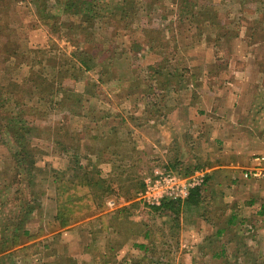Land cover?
<instances>
[{
  "label": "rangeland",
  "instance_id": "rangeland-1",
  "mask_svg": "<svg viewBox=\"0 0 264 264\" xmlns=\"http://www.w3.org/2000/svg\"><path fill=\"white\" fill-rule=\"evenodd\" d=\"M61 1L0 0V88L9 80L18 83L15 96L0 89V106L7 105V113L0 109V119L7 123L10 106H15V112L34 122L36 130L25 137L38 170L32 186L20 182L11 156L20 146L0 123L5 132L0 136V237L11 216L18 218L22 203L37 201L39 211L25 222L37 245L17 256L26 258L19 264H58L56 252H61L63 241L59 233L65 228L54 220L56 197L64 190L72 193L70 179L81 169L79 179L88 186L75 191L78 218L68 227L81 225L89 237L74 236L75 243L87 239L101 251L108 245L107 253L115 257L107 259L116 264H221L212 257L221 245L233 261L235 249L243 248L241 241L246 240L241 239L240 225L231 224L230 230L207 236L192 249L180 247V228L183 241H191L189 227L199 226L198 220L185 217V209L181 220H175L162 209L144 205L135 191L154 169L178 165L179 157L188 167L199 168L229 161L236 168L223 169L213 179L224 181L221 194L239 197L241 207L230 206L231 214L236 212L232 208L240 211V218L248 212L237 171L257 153L264 154V0H133L127 9L134 7V16L125 22L118 15L92 19L93 43L80 46L73 43L78 18L62 13ZM183 5L190 10L178 16ZM200 7L216 11L214 19L208 22L196 12ZM82 54L85 67L76 58ZM29 67L34 74L61 82L63 91L49 97V104L36 94L29 101L23 81ZM48 90L43 87L41 92ZM33 92L39 91L33 87ZM241 102L257 122L248 129L253 122L243 120L247 131L242 136ZM24 104L32 105L29 117L24 116ZM184 164L178 167L184 169ZM256 189L262 195L260 184ZM89 197L95 198L93 205ZM201 208L206 217L209 206ZM227 211L220 203L214 207L213 220L220 227ZM246 220L252 224V218ZM140 244L147 249H139ZM237 255L241 263L243 257Z\"/></svg>",
  "mask_w": 264,
  "mask_h": 264
},
{
  "label": "trees",
  "instance_id": "trees-1",
  "mask_svg": "<svg viewBox=\"0 0 264 264\" xmlns=\"http://www.w3.org/2000/svg\"><path fill=\"white\" fill-rule=\"evenodd\" d=\"M132 2L134 3L133 0H120L116 3H111V2L102 3V2H93V1H88V0H62L61 1L62 13L78 18V24H75V27H73L74 33L78 35H75L73 37V43L78 42L77 43L78 46L83 45L84 43H89V42L93 43L90 38L92 34L91 28L94 26L93 24L94 22L92 21V19L95 20L96 18H99V16L115 17L116 15H118V18L119 19L121 18L120 21L125 22L127 17H131L130 14L134 16L136 13V9L130 6H129V9H127L128 7L127 5ZM184 9H187V12H184ZM189 10L190 9H188L187 7H184V5L181 6L178 11V16H182L185 13H188ZM198 11L199 12L201 11L200 14L205 15L208 22L212 21L215 17V14L217 13L214 10L211 11V10L201 9V7L199 10H196V12ZM104 13L106 16L104 15ZM190 13H191L190 16L192 17V11H190ZM47 15L48 13L47 14L43 13V17H54V16H50V15L47 16ZM80 18L81 20H79ZM68 31H71L70 27ZM106 46H107L106 50L111 49L110 45H106ZM105 53L106 54L102 55L103 57L107 55L106 51ZM73 54L74 56L76 55L75 52H73ZM83 56L84 54L79 55L76 58H77V61L81 63V66L85 67L86 60L84 59ZM92 60H93L92 58L88 59V61H92ZM100 61H102V59H100ZM72 66H75V64H73ZM31 70H32L31 67H29L28 76L25 77V79L23 80V81H26L27 83L29 101L30 100L33 101V98H35L36 95H39L36 97L37 99L46 100V102H48L49 104V99H48L49 97L56 96L57 93L63 91L61 82L56 83L54 80H58V79H48L47 77L42 76L40 73L39 74L32 73ZM77 70H80V64L77 67ZM61 75L62 73L61 71H59V76ZM17 84L18 83L15 80H9L7 82V86L5 88L1 87L0 89H3V90L6 89V92L8 94L15 96L17 93L14 90ZM43 84H46L47 86H43ZM53 84L55 88L52 86ZM33 87H35L39 92L34 93ZM43 87H46L47 89H49L48 91H46L48 92L47 95L49 94L47 97L44 96L46 92H41ZM1 102L3 101L1 100L0 103ZM3 104L4 105L0 106V109L2 110V112H5L6 111L5 107H7V105H5V102ZM23 106H26L25 111H27L25 112L24 116L29 117L30 112L28 110L31 109L32 105L24 104ZM14 109H15V106L14 107L10 106V110L12 114H11V117H9V121L3 124L0 119V123L3 124V127L9 128V133L11 132L12 134V137L14 139V144L17 143V146H20L19 150L11 153L12 160L15 164L14 170H15L16 175L21 178L20 179L21 183L22 181H24L28 186H32L34 183L33 180L38 170H36V167L34 166L35 163H34L32 148L30 147L29 138L25 137V134L31 130H36V127L34 126V122L32 120H29V118L22 117V114H20L19 112H15ZM13 112H15L14 113L16 114L15 116H13L14 115ZM21 112H22V109H21ZM2 133H5V132H3L0 129V136H2ZM178 165L174 163V164H171L170 167H166V168H171L172 170L182 175H188L195 169L199 168L198 165H192L191 167H184V169H180ZM77 170H78L77 173L73 174L72 179H70L72 181V187L71 188L67 187V189L70 188L69 191H71L72 193L68 195L67 193H65L66 191L64 190L62 195H58L56 197L57 211L54 215V220L55 222H58V227L60 228L68 227L72 220L74 221L75 219L78 218V214L75 213V208H77V204L79 200L75 199V195H74L75 191L77 189L78 190L81 189L82 187L87 190L88 184H86V181L83 182L82 179H79V173H80L79 170L81 169H77ZM136 187L137 189L135 192L137 193L138 191L142 189L143 184L139 182L136 185ZM203 190H206V188L203 187V188H197V189L191 190L188 196L185 198L184 203L191 204V205H198V202H199L198 198L200 197L201 195L200 193H202ZM94 199H95L94 197H92V199L91 197H89L88 201L93 205ZM35 202L36 204L34 205H32L30 201H26V203L24 204L22 203V205L19 208H17L19 210L18 218L14 216L15 214L12 215L11 220H10L11 222H9L8 225H5L3 227V236L0 237V252H3L4 250H7L11 247H16V246L23 244L21 242L22 239L35 240L25 225V222L30 218L31 214L33 212L39 211L40 209V203L37 201ZM181 206H182V203L180 200H174V201L168 200V201H163L160 206L153 207V208L156 210L162 209L165 212L170 213V215H172V217L175 220H179V213L181 211ZM91 210L93 211L94 209L92 208ZM260 211L262 214H264V203L261 205ZM14 218H16L15 221L13 220ZM145 236L147 237L148 235H145ZM219 236H220V233L217 234V237ZM35 245H37L36 241L31 243L30 245L20 247L14 250L12 253H14L16 257L19 256L20 253L27 255L26 251L28 250V248L29 249L33 248ZM44 246L47 247L48 245L45 243ZM136 246H138L139 249H147L144 244H140ZM235 250L237 254H241V256L243 257V259L241 260V263L238 260L239 257L237 254H234L235 259L233 261L229 260L227 256V248L224 245H221L219 250L213 251L212 257L219 259L221 264H259L255 262L254 258L251 257L252 255L254 256L253 250L248 249V248H240V247H237ZM98 254L99 253L97 250H93V251L91 250L90 257L93 259L90 263L87 262L86 264H95L94 258L98 257ZM15 256L13 257L16 258ZM9 259H10V255H9ZM15 264H17V262H15ZM134 264H138V261L135 262Z\"/></svg>",
  "mask_w": 264,
  "mask_h": 264
},
{
  "label": "crops",
  "instance_id": "crops-1",
  "mask_svg": "<svg viewBox=\"0 0 264 264\" xmlns=\"http://www.w3.org/2000/svg\"><path fill=\"white\" fill-rule=\"evenodd\" d=\"M245 105H246L245 103L241 102V136L243 134H246V132H244V131H247L245 125H243V120L244 121L248 120L250 123L253 122L252 124L247 125L248 129H250L251 126L257 127V122L254 123L255 120L254 119L251 120L250 117L252 116V114H251L249 109L245 108ZM247 105H250V104H247ZM248 108H249V106H248ZM253 117H256V115H253ZM188 122H190V121L188 120ZM198 129H196V131ZM251 129H252V127H251ZM256 129L257 128L254 129V134L252 132L253 135L251 137L253 139H254V136L257 138V136L255 134ZM197 136H198V134H197ZM260 137L262 138V136H260ZM262 146H263L262 152H264V144H262ZM257 154H259V153H257ZM260 154H262V153H260ZM251 158H253V157H251ZM178 161L180 163H177V164H181V165L184 164L181 157H179ZM225 163L220 162V161L213 162L212 165L208 168L209 173H208V177H207V179H208L207 183H206L207 185L205 187L206 190H203V192L200 193L201 195L198 198L199 199L198 205L187 204V203H184L185 199L181 200L182 206H181V211L179 213L180 220H181L180 215L182 214L183 209H185V212H186L185 217L189 216L188 218H191L193 220L197 219L198 222H196V224L199 226H194V223H191V226L189 227V229H190L189 233L191 234V237H190L191 241L187 240V238L185 241H183L182 228H180L181 233L178 235V237L180 236V238L178 240L179 246L180 247L185 246L187 249H192V248H194V246H196V244L199 243V241H201L204 238H207V236L214 235L215 237H217V234H219V233H220V235H222L223 233L228 231V229L231 227V224H236V225L241 226V233H242L241 239H243V238L246 239V240H243L241 242V247L252 249L254 252V256H255L254 257L255 262L264 264V260L261 261L264 258V256H263V254H264V214H262L260 211L261 205L264 203L263 191H262V195H261L260 190L256 189V185H259L258 182H256L255 180L253 181L250 179H245L242 177V174L240 175V171L242 172L243 169H246V168L251 166L252 160L250 159V162L248 163V165H241V167H239L238 171H237L238 179L241 182V185H244V187L242 188V190L246 194L244 204L247 206L245 208H247V210H248L247 213H242L243 215H241L242 216L241 218H240V211L237 210L239 208V206L241 207V204H240L241 201H240V199H238L239 197H236V196L232 195L231 193H227V192L221 194L222 190L223 191L225 190V188H223L224 181H221L218 178L213 179V177L215 178V176L217 175L216 173L223 171V169L225 171H228L226 169L230 170V169L236 168L229 161H227ZM227 164H229V165H227ZM184 167H188V166L186 164H184ZM208 185L210 187L207 188ZM216 186H221V188L216 189ZM261 189H262V187H261ZM226 194H227V196H226ZM219 203L222 204L223 206H225V210H226V207L229 209V211H227L225 213L226 221L224 222L223 227H220L217 224V222H215L213 220V218L216 217V215H213L214 207ZM205 204L209 206L210 212H209V214L206 215V217L203 216L204 217L203 218L201 215V212H202L201 206L205 205ZM232 205L237 206V209L232 208V210H236V212L234 214L230 213L231 208H229V207ZM244 218L245 219L252 218L253 219L252 224H247L246 222H248V220L244 221ZM202 219H204L205 221L203 222ZM179 223H181V222H179ZM26 228L28 230H31L28 227H26ZM83 228L84 227H82L81 225H76L73 227H67V228L63 229L62 231H60L59 234H61V237L63 238V241L60 243L62 245V247H60V251H61L60 253L56 252L57 254H60L59 259H61V261L59 263L60 264H86V262H90V261H88V259L91 258L90 257L91 250L92 251L97 250L99 254H98V257L94 258L95 262L99 261V263L102 262L101 264H114L115 261H111L109 259L114 258L115 253H113L111 255L109 253H107V250L109 252V249H108L109 246L108 245H107L106 249H102V251H101L98 248L99 245H95V244L92 245L90 240L87 241V239H86L85 242H78V243H75L76 241H73V239L76 238L74 236H78L80 234H83L82 236H86V237L88 236L89 237V234L87 232L86 233L83 232V230H82ZM187 233L188 232L185 231L184 235L188 236ZM250 233H252V235L246 236ZM53 234L54 233L46 234L45 238L50 237L49 235L52 236ZM210 238H211V236H210ZM64 239H65V241H64ZM27 241L28 242H25L19 246L11 247L7 250H4L3 252H0V264H15V262H17V264H19V262L25 261V259H26V258H24L25 256H22V258L16 257L14 255V253H12V252L14 250L22 247V246L30 245L31 243L36 241V239L35 240H27ZM76 244H78V245H76ZM93 246L95 248H93ZM111 246H113V245H111ZM49 248H50L49 250L52 249V247H49ZM9 255H10V259H9ZM13 256H15L16 258H14ZM99 257H101V258H99ZM108 257H109V259H107ZM38 264H57V263L54 262L53 260H44V261L38 262Z\"/></svg>",
  "mask_w": 264,
  "mask_h": 264
},
{
  "label": "built area",
  "instance_id": "built-area-1",
  "mask_svg": "<svg viewBox=\"0 0 264 264\" xmlns=\"http://www.w3.org/2000/svg\"><path fill=\"white\" fill-rule=\"evenodd\" d=\"M209 169L200 167L188 175H182L171 168L154 169L143 178V187L137 192V199L148 207L160 206L163 201L184 200L191 190L203 188ZM245 179L257 181L264 198V154H256L250 167L240 171Z\"/></svg>",
  "mask_w": 264,
  "mask_h": 264
}]
</instances>
